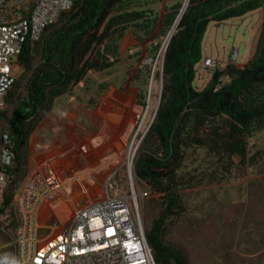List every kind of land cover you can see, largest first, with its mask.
I'll list each match as a JSON object with an SVG mask.
<instances>
[{"label":"rangeland","instance_id":"rangeland-1","mask_svg":"<svg viewBox=\"0 0 264 264\" xmlns=\"http://www.w3.org/2000/svg\"><path fill=\"white\" fill-rule=\"evenodd\" d=\"M176 2L182 4L184 0H128L113 11L112 15L139 9L152 10L157 22L152 34L143 41L134 37L132 43L137 49L132 55L124 54L122 48V62H115L100 71H88L81 82L52 101L50 111L35 124L25 145L17 152L19 170L10 179L4 194V205L9 210L14 212V198L36 166L48 163L54 168L62 186L56 196L64 202L55 217L51 203L45 201L40 211L41 225L49 224L51 220L56 226H63L68 208L70 216L73 205L81 203L84 198L98 200L107 180L125 177L127 158L134 153L135 159L136 148L154 118L162 91L160 72L164 42L172 27L166 25L164 18ZM67 18V15L60 17L42 38L65 23ZM262 20V10H257L242 18L209 24L202 43V59L195 66L193 87L202 89L210 79L209 72L202 67L206 56L224 67L234 48L238 49L235 66L241 69L248 63L256 51ZM128 33L133 35L132 27L124 31L125 35ZM98 51V58L102 60V48ZM39 57L38 45L32 56L31 68L38 64ZM199 66L201 69H198ZM29 76L30 72L17 64L16 82L11 90L13 94L8 101L5 100L0 111V134L8 132L7 121L13 109L25 98L24 88ZM152 78L154 82L146 116L147 111L142 112L145 108L138 101L142 100L147 106ZM107 98L131 104L143 115L127 137L118 143L122 149L117 161L115 151L109 156L99 154V157L98 151L95 152L102 143L104 146L103 121L107 122V118L115 113H123L125 108L114 103V107L107 111L103 107ZM102 111L104 115L100 116ZM95 115L102 121L96 123ZM220 129L224 131L222 127ZM42 137L46 138L44 143L41 142ZM246 143L244 159L222 151L212 153L207 147L194 143L184 148V159L177 171L176 182L170 184L178 206L166 222L162 242L178 250L186 264H264V129L255 131ZM53 147L58 150L55 159L50 152ZM152 148L146 145L144 152ZM82 152L96 154L98 162H105V166L94 170V163H81L77 158L79 164L72 161V169H67L66 157ZM162 173L166 175L167 171ZM86 180L89 181L86 183ZM134 185L139 194V213L146 231L163 208L162 193L136 177ZM86 191L90 192L89 195L85 194ZM42 210H49V213H44L41 218ZM13 240L14 225L0 230L2 264H15Z\"/></svg>","mask_w":264,"mask_h":264},{"label":"trees","instance_id":"trees-1","mask_svg":"<svg viewBox=\"0 0 264 264\" xmlns=\"http://www.w3.org/2000/svg\"><path fill=\"white\" fill-rule=\"evenodd\" d=\"M127 1L74 0L71 11L61 16H68L65 23L42 38L55 24L47 27L41 40L24 44L18 64L29 71L30 76L24 88L25 98L13 109L7 121L8 133L15 143V166L9 169L10 179L19 170L18 150L25 145L35 124L50 111L52 101L81 82L88 71L107 69L118 62L119 41L128 27H132L138 41L152 34L157 22L152 10L112 15ZM182 5L176 2L170 6L164 18L166 25H173ZM257 10H262L263 20L251 60L241 69L227 65L221 71L216 70L202 89L194 88L195 66L202 59L201 44L209 24L242 18ZM38 45L39 62L31 68ZM101 48L102 60L98 58ZM223 75L229 80L214 91ZM153 80L147 106L142 100L138 101L145 108L143 112L147 111L146 116ZM12 94V91L8 92L6 101ZM262 129L264 0H189L163 57L162 91L156 115L133 161L136 178L162 193L163 208L145 231L156 264H186L178 250L162 242L166 222L178 206L170 184L176 182L184 148L194 143L207 147L212 153L222 151L244 159L246 139ZM146 145L153 148L144 152ZM165 170L166 175L162 173Z\"/></svg>","mask_w":264,"mask_h":264},{"label":"built area","instance_id":"built-area-1","mask_svg":"<svg viewBox=\"0 0 264 264\" xmlns=\"http://www.w3.org/2000/svg\"><path fill=\"white\" fill-rule=\"evenodd\" d=\"M73 3L74 0H0V111L16 82L18 57L24 44L37 42L47 27L71 11ZM237 60L238 49L232 48L224 67L211 58H205L202 67L211 78L216 70L237 65ZM228 80L227 75L221 76L214 91ZM133 156L134 153L127 158L125 177L107 180L98 200L84 198L73 205L63 226L53 222L41 225L42 205L56 199L62 189L60 179L48 163L36 166L14 198V212L9 210L4 205V194L10 182L9 169L15 161V143L8 132L1 133L0 230L14 225L15 264H156L139 213ZM60 208L61 205L53 208L55 217Z\"/></svg>","mask_w":264,"mask_h":264},{"label":"crops","instance_id":"crops-1","mask_svg":"<svg viewBox=\"0 0 264 264\" xmlns=\"http://www.w3.org/2000/svg\"><path fill=\"white\" fill-rule=\"evenodd\" d=\"M125 35V34H124ZM134 36L131 34V33H128L127 35H125L122 39H121V42L119 43V46H118V54H119V61L122 62L123 60L121 56H123L120 52H121V49L123 48L124 49V54H126L127 56L129 55H132L133 54V51L135 49H137L135 47V45H133L132 41L134 40ZM127 40V41H126ZM204 40V39H203ZM125 41V43H124ZM203 43V41H202ZM127 44V45H126ZM201 47H202V44H201ZM201 55H202V50H201ZM207 57V56H206ZM205 57V58H206ZM150 84V83H149ZM105 106V109L107 108V111H109V109H112L114 107V103L116 104H121L123 105L125 108L123 113L118 112V113H115L111 118H107V122H104L103 121V126L102 128L104 129L103 133H105V137H104V146L101 144L100 148L96 149L95 152L97 153L98 151V157H99V154H102L105 155V156H109L111 154H113V151H115V157H116V161H117V157H118V154L120 153L121 151V146H118L119 142L121 140H123V137L126 138L127 135L129 134V131L131 130V128L134 126V124L137 122L138 119L141 120V116H142V112L144 111H140V109L136 108L135 106L131 105V104H123L120 100H116V99H109L107 98L106 100H104ZM104 111V109H103ZM100 113V116L104 115L103 112ZM95 120H96V123L102 121L97 115H95ZM139 120V122H140ZM67 128V127H66ZM69 132H71L69 129H67ZM66 130V131H67ZM42 143H44L46 141V138L42 137ZM85 138V137H84ZM101 143V141H99ZM85 149V148H83ZM101 150V152H100ZM119 150V151H118ZM51 154H53L52 158L55 159L56 156L58 155V150L56 148H52L51 149ZM57 152V153H56ZM66 164L68 165V168L67 169H72V164L71 162L74 161V162H77V158L78 160L82 163H87V164H90V163H94V167L96 169H99L103 166H105V162L104 163H100L98 162V158H97V155L96 154H93V153H88V152H82L80 155H77V154H70L69 156L66 157ZM105 158V157H104ZM51 162V161H50ZM49 162V163H50ZM71 164V165H70ZM79 164V163H78ZM82 165V164H80ZM73 166H77L76 165H73ZM86 167V166H85ZM53 171L55 172L54 168L52 167ZM74 169V167H73ZM56 173V172H55ZM66 175V174H65ZM58 176V175H57ZM85 177L88 178V175L85 174ZM86 178V179H87ZM80 185L82 184V182L80 181H77ZM95 190V189H94ZM89 191H87V195H89ZM63 198V196H61V199ZM59 200V201H58ZM51 200H49L50 202ZM55 201V203H53ZM52 200L50 203H51V210H53V208H55L57 205H62L64 204L63 201L60 202V199H58V197L56 196V199L55 200ZM83 201V200H82ZM60 203V204H59ZM54 204V205H53ZM56 204V205H55ZM80 204V203H79ZM53 205V207H52ZM44 208H47V206H45ZM43 208V209H44ZM50 210V209H49ZM49 210H46V211H43L41 212V218H42V215L44 213H48ZM69 216V208H68V215ZM49 225L52 224L51 220H49ZM44 232V231H43Z\"/></svg>","mask_w":264,"mask_h":264},{"label":"water","instance_id":"water-1","mask_svg":"<svg viewBox=\"0 0 264 264\" xmlns=\"http://www.w3.org/2000/svg\"><path fill=\"white\" fill-rule=\"evenodd\" d=\"M188 3H189V0H184L183 5H182V7H181V9H180V11H179V14H178V16L176 17V19H175V21H174V23H173V25H172L170 31H169L168 34H167V37H166V39H165V42H164V51H163L162 62H161V72H160V78H161V79H162V63H163V57H164V54H165L166 48H167L168 43H169V41H170L172 35L174 34V32H175V30H176V28H177L179 22H180V19H181L182 15L184 14V12H185V10H186V7L188 6ZM159 96L161 97V91H160V95H159ZM160 97H159V99H158V104H157V107H156V110H155L154 117H155V115H156V112H157V109H158V106H159ZM153 119H154V118H153ZM153 119H152V121L150 122L149 126L147 127V129H146V131H145V134H146V132L148 131V129H149L151 123L153 122ZM136 149H137V148H136Z\"/></svg>","mask_w":264,"mask_h":264},{"label":"bare ground","instance_id":"bare-ground-1","mask_svg":"<svg viewBox=\"0 0 264 264\" xmlns=\"http://www.w3.org/2000/svg\"><path fill=\"white\" fill-rule=\"evenodd\" d=\"M150 82H152L151 80H150ZM150 86V85H149ZM134 146V145H133ZM88 179V178H87ZM85 180V179H84ZM87 181H89V180H86V183H87Z\"/></svg>","mask_w":264,"mask_h":264}]
</instances>
